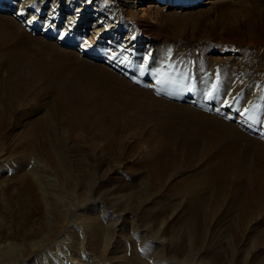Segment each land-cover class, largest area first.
Instances as JSON below:
<instances>
[{
  "label": "rangeland",
  "instance_id": "obj_1",
  "mask_svg": "<svg viewBox=\"0 0 264 264\" xmlns=\"http://www.w3.org/2000/svg\"><path fill=\"white\" fill-rule=\"evenodd\" d=\"M20 1L22 0L17 1V3L20 4ZM134 1L132 0L130 7L127 6L130 12L126 13L121 22L125 28L121 32L122 37L128 33L127 28L130 23H136L137 15L144 14L142 10L138 9V4L135 6ZM154 1L147 0L141 5L148 8V4L151 5ZM96 5L103 7L102 4L97 3ZM209 6L200 4L198 8L193 9L174 10L167 8L161 11L166 16L176 15L177 17L158 16L159 19L150 22L149 39L154 40L150 45L152 52L150 54L144 50V46L147 44L142 43L141 48H133L131 50L133 52L129 53L125 52L123 47L118 48L119 50L114 49V52H121L115 60L124 59L125 54L133 57L130 60L133 68L130 67L129 72H123L103 60L97 61L87 56L79 57L77 53L81 52L78 48H65L59 43L57 44V47L67 49L77 58L79 57L81 60L94 65H100L106 71L113 73L114 76L124 78L121 79L129 84L149 90L157 98L167 100L170 104H166V111L170 113L158 111L159 108L156 109L149 103L140 104L138 107L134 105L119 106V103L111 97L109 89L106 90L100 85L102 76L106 75L102 70H97L95 66L86 67L87 69L85 68L86 70L84 69L80 74L76 72L75 67H72L60 73L58 78L53 75H51L53 78L49 75L42 77V67L34 63H37L38 57L49 58L48 63H52L53 58L59 54L63 55L51 46L57 39L42 36L41 30H34L28 25L26 18L16 16L13 9H0V37L3 35L1 32H7L10 42L14 43V45H7V49L0 53V58H4L3 62H0V85L4 83V79L8 75L7 67L4 68L6 66L5 59L11 56L14 63L20 66V73L29 75L32 78L30 80L39 89H44L52 82L50 78H55L53 80L55 82L51 83L52 86H56L55 89L61 86V90H64V86H68L69 88L66 89L72 93L71 97L75 98L76 105L89 108L97 101L105 102L109 105L108 107L116 110L117 118L121 121L116 147L119 154H123L135 144L139 145L141 151L146 152V157H142L136 150L134 158H123L119 165L112 166L111 171H107L109 169L108 163L103 162L96 165V162L92 160L94 154L100 153V146L89 150L90 156L88 154L87 156L91 162L87 161V165L90 164L91 167L88 165L87 168L89 176L93 175L92 177L96 181L95 186L92 189L79 186L73 193L71 190H67L58 197L62 210L68 214V216L62 215L57 218L62 226L66 227L69 220L74 221L75 218H80L75 221L71 228V236L74 239L68 240L69 245L62 246L58 256L50 255L52 258L54 256L56 261L60 258L58 264H140L137 260L139 258L142 261H154L153 259L156 257H161L171 264H212L213 262L215 264H250L251 262L252 264L256 259V250L258 251L260 248L256 238V230L253 228L246 231L241 230L240 242L235 241L234 243L232 235L234 233L227 229L226 225L232 224L231 222L237 223L240 216L237 212H227L229 209L226 203L217 206V216L214 219H209L210 226L208 227H210V233H213L206 238H203L201 234H196L195 252L192 257L188 256L191 248V228L184 227L181 232L182 223L173 224V222L189 205L186 200L180 199V196L178 199L171 194L174 193L173 189H180V186L189 182L188 179L192 177L195 168H187L181 171L182 164H177L180 173H175V175L163 174L155 179L141 168V165L151 161V159L153 160L160 153L161 147H164L160 145L162 138H168L172 134L171 132L178 131L183 127V124L180 125V123L182 119L184 121L185 119L181 117L183 114L179 112L180 110L174 103L185 104L200 111L207 110L210 115L223 120L229 126L236 128L238 133L248 137L245 139L250 140L252 145L250 148L257 150L260 148L259 146L264 144V0H219L214 7L209 8ZM159 8L153 7L152 12L154 13ZM66 17L67 15L60 14V22H63ZM9 20L13 21L10 23ZM149 21L150 18L146 17L142 25L149 24ZM82 29L84 30L85 27ZM107 40L109 38H106ZM142 40L146 41L143 38ZM106 44L105 42L103 45ZM23 48L26 49V55L21 56V59L20 57L17 58L18 56H12L10 49L15 51ZM173 69H175L174 72ZM157 73L159 74L157 75ZM169 73L172 74L173 83H157L158 80H165L166 74ZM105 81H108L107 78ZM114 81L116 83V80H113V83ZM59 82L62 85H58ZM213 85H218V88L214 99L208 100L207 93ZM107 87H111L109 81ZM190 88L191 90H189ZM72 109H68L67 113H73ZM245 109L248 111L245 112ZM8 114V118L11 120L7 129L9 138H0V263L25 264L26 261L31 262V258H37V255L35 256L37 251L31 249L29 244L39 240L43 235L32 237L30 235L33 233L31 232L32 228L35 226L36 229L45 230L51 225L49 219L54 221V218L48 216L49 203L40 189L39 179L41 177L38 178L30 168L26 167L27 161H23L26 158L24 153L27 152L20 148L14 152L16 138L30 123L41 119L42 130L46 129L47 131L48 129L50 131L49 136L54 140L53 143L56 144L59 138L61 140L59 148L64 149L70 146L74 148L72 152L66 149L72 165L71 170L75 168L74 159H87L85 155L83 156V150L88 149L89 146H87L86 139L83 140V137H87L86 132L79 129L74 132L76 135L82 134L80 139L70 136L71 130H68L69 126L61 119L58 102L51 94L43 92L34 101H32V97L20 100L16 109L8 110ZM242 117L243 119H241ZM46 118L51 121L52 127L47 126ZM187 122L189 120L184 123L187 124ZM173 124L175 125L173 126ZM186 124H184L185 127ZM202 139L203 141H199L200 147L197 155L204 153L216 141L215 137L207 134ZM245 139L243 141L246 143ZM104 141L105 139L99 138L96 143L100 145ZM35 156L34 165L37 166L38 172L45 170L42 176L45 179L49 175L47 172L51 171L52 168L45 163L41 155L36 154ZM133 170L136 172L133 173ZM16 172L25 174L34 183L38 190L36 198H33L20 185L19 178L15 176ZM75 174L79 173L75 172ZM72 179L77 181L74 177ZM149 179L152 181V185H158L157 190L155 189L157 193L154 190V196L148 203L146 202L148 207L146 205L142 208L133 207L131 198L137 193L142 195L141 187L145 182H151ZM168 179H170L169 182ZM177 180L180 181L177 182ZM153 181L155 182L153 183ZM160 181L165 182L164 188H159ZM132 183H135L134 188L130 187ZM181 183L183 184L179 185ZM174 185L177 187L175 188ZM165 189L166 191H164ZM206 192H209V195ZM204 194L208 197L211 195L210 198H213L212 191H205ZM72 195H76L75 199ZM183 196L185 198L188 194ZM75 204L82 205L83 208L75 210ZM213 205L211 201L208 203L211 208L214 207ZM146 208L150 210L149 213L145 212ZM75 212L83 215L77 217ZM261 218L260 214H256L251 226ZM84 219L86 223H84ZM84 224H88L89 228ZM90 228L91 231L97 233L94 242L87 240L86 234L91 232ZM43 233L45 235L46 231ZM233 243L237 259L232 254L231 246ZM180 248H184V250L182 251ZM208 252L210 253L208 254ZM15 253H20L21 256L16 263L12 257ZM42 253L41 250L39 256ZM37 263L46 264V259L36 261L35 264Z\"/></svg>",
  "mask_w": 264,
  "mask_h": 264
},
{
  "label": "bare ground",
  "instance_id": "obj_2",
  "mask_svg": "<svg viewBox=\"0 0 264 264\" xmlns=\"http://www.w3.org/2000/svg\"><path fill=\"white\" fill-rule=\"evenodd\" d=\"M17 1L19 0H0V9H13L16 16H24L27 21L32 20L33 17H35V20L32 23H28V25L33 27L34 30H41L42 36H47L50 38L53 37L57 39L55 43L51 44V46L59 50V52L63 54H59L56 58H53L52 63H48L49 58L47 59L46 57H38V60H36L37 63L34 64L42 67V77L45 75H49V77L53 75L57 76L56 78H58V75L60 73H63L65 70H69L72 67H75L76 72L80 74V72L84 71L86 67L92 68L95 66L97 70H102V72L106 75L102 76L103 79L100 80V85L106 90L109 89L111 97L119 103V106L134 105L135 107H138L140 106V104L149 103L155 106L156 109L159 108L158 111L170 113L166 111V104H170L167 100L157 98L149 90H144L137 85L129 84L127 81L122 80L124 78L118 77L116 75L114 76L113 73L108 70L106 71V69L102 68L100 65L88 63L87 61L81 60L79 57L87 56L93 60H103L107 64L123 72H129V70L133 68L130 62L133 57H129V54H125L124 59L115 60L119 56V54H121V52H114V49L117 50L118 48L121 49L123 47L125 48L124 50H126L125 52L129 53L133 52L131 51L133 48L138 49L142 43L147 44L144 46V50L146 52H149V54L152 53L150 45H152L154 40L149 39L150 22H155L156 19H159L157 18L158 16H166L165 14H162L161 11L166 10L167 8H172L174 10L193 9L198 8L200 4L210 5L209 8H212L218 3L219 0H203V3H200V0H155L154 3H152L153 5L148 4V8L147 6L139 5L138 1L135 0L133 3H135V6L138 4V9L142 10L144 14H141L139 16L137 15L136 23H130V26H128L129 29L126 27L129 31L128 33L123 35L124 37L121 36V32H123L125 29L121 25V22L125 18L126 13L130 12L127 6L130 7V3L132 2V0H97V2H95L96 0H77L73 4L71 2H73L74 0H22L20 1V4H18ZM158 2H162V4H165V7L161 6V8L159 5L161 3ZM97 3L102 4L103 7H98V5H96ZM106 7L110 9L108 10ZM153 7L160 8L153 13ZM66 10L67 12H65ZM60 14L67 15V17L64 18L63 22H60ZM44 16L47 17L44 18ZM146 17L150 18L149 24L146 23L145 25H142L144 24V19H146ZM168 17L177 16L167 15L165 18ZM10 21L13 20H9V22ZM14 24L16 23L14 22ZM84 27L85 29L83 30L82 28ZM1 34L3 35L2 37H0V53L4 52L9 45H14V43L10 42L7 32H1ZM106 38H109V40L106 41ZM142 38L146 41H143ZM105 42L107 44L103 45ZM58 43L65 48H78V50L81 52L77 53V56L79 57L77 58L72 52H69L67 49L64 50L63 48L61 49L57 47ZM117 44H119V47H117ZM25 51L26 49L24 48L15 51H11L10 49L11 54H13L12 56H18L17 58L20 57V59L21 56L23 57L26 55ZM3 60L4 58H0V62H3ZM11 60V56H8L5 59L6 66H4V68L7 67L8 75L4 79V83L0 85L1 139L9 138L7 129L9 128L11 120H9L8 118V110L13 111L14 109H16L19 101L24 100L27 97H32V101H34L39 96H41L43 92L53 95V98L56 99V102H58L61 119L69 126L68 130H71L70 136H74L75 139H80V136L82 134L76 135L74 133L76 132V130L78 131V129L86 132L87 134L86 138L83 137V140L86 139L88 143L87 146H89V148L87 147L88 149L83 150V156L85 155L87 159H74V170H71L72 165L68 156V152L66 151L67 149L69 150V152H72L74 151V148H71V146L68 147L69 149H61V147L59 148L58 146L61 145V140L59 138L56 144L55 142L53 143L54 140L49 136L50 131H48V129L47 131L46 129L42 130L41 119L30 123V125L24 129L20 136L16 138L14 152H17L18 148L23 149V151L27 152L24 153V156L26 158L23 159V161L29 162H26V167L30 168L38 178L41 177L39 179L41 185L40 189L43 191L42 193L45 195L49 203L48 216L54 218V221L51 218L49 219L51 221V225L45 230L36 229L35 226L32 228L31 232L33 233L30 234L32 235V237H38L42 234L43 235L39 240L29 244L31 249L37 251L35 253V256L37 255V258H31L32 261H26L25 264H35L36 261H43V259H46V264H58L57 262L60 258H58L56 261V258L54 259V256L52 258L50 255L55 254L56 256H58L60 249H62V246L66 244L69 245L68 240L73 238L71 236V228L72 226H74L75 221H78L80 219L75 218L74 221L69 220L66 227L62 226L57 218L61 217L62 215L68 216V214H65L62 210L59 200L60 198L58 197L62 192H65L67 190H71L73 193L76 187L79 186H85L89 189H92L95 186L96 181L94 177H92L93 175L89 176L87 168V166L90 165H87V161L91 162L87 156V154H90L89 150H92L93 147L100 146V153L97 155L94 154L92 160L96 162V165H100L103 162L108 163L107 165L109 166V169L107 171H111L110 168L112 166L119 165L123 158H134L136 156V154L134 153L136 150L141 154L142 157H146V152L141 151V148H139V145L137 144L130 146L123 154H119L117 152L116 147L119 140V136L117 133L121 125V121H119L120 119L117 118V111L108 107V104H106L105 102L95 101L94 104H92V106L89 108H83L80 105H76L75 98L71 97L72 93H70L69 90L66 89L69 88L68 86H64V90H61V86L58 89H55L56 86H52L51 83L55 82L53 81L55 78L52 79L53 76H51L52 78H50L52 82L49 80L51 83L48 82L49 84H46L47 86L44 89H39L38 87H36L34 82L30 80L32 78L29 75H23L20 73V66L14 63V59L12 61ZM106 78L111 85L110 88L107 87L108 81H105ZM1 80L3 79L1 78ZM113 80H116V83L115 81L113 83ZM58 85L62 84L60 83ZM174 105L177 106L180 110L179 112L183 114L181 117L184 118L185 121L189 120L190 123L187 122V124L189 123V129L187 127V124L184 123L185 121L182 119V122H184H181L180 125L183 124V127H181L178 131L175 130L171 132L172 134H170L168 138H162L160 145L164 147H161L162 150L160 151V153H158L153 160L151 159V161L149 160L148 162L141 165V168L145 170V173L147 171V173L151 177H154L153 179L159 178L163 174L175 175V173H178L180 171V169L177 167V164H182L181 171H184L187 168H195L194 171L192 170V177H189L190 179H188L189 182H187L183 186H180V189H173L174 193L171 194L174 197H178V199L180 196V199L182 198V200H186L189 205L185 211L179 214V216L176 218L177 220H174L173 222V224L178 222L182 223L180 227L181 232L184 227L191 228V248L189 253L190 255L188 256L192 257L195 252L194 250L196 248V234H201L203 238H206L213 233H210V227H208L210 226L209 219H214L217 216V206L226 203L229 209V211L227 212H237L240 216L237 223L231 222L232 224L226 225L227 229L231 230L232 233H234L232 234L234 243L235 241H239L241 230L246 231L251 228L255 229L258 246L261 249L258 248V251L256 250V259L254 258L255 260L252 264H264V144L262 146H259V149L256 148L257 150H255L254 148H250L252 147V145L250 144V140L245 139L248 137L238 133L236 128L229 126L223 120L210 115L207 110L200 111L196 108H190L185 104L174 103ZM70 108H73V113H67V110H70ZM241 119H243V117ZM45 120L47 126L52 127L51 121H49L48 118H46ZM184 124H186L187 129H185L186 127ZM174 125L175 124H173V126ZM204 133L205 135L207 134L209 136L215 137L216 141L215 144L212 145V147L208 146L209 148L206 149L204 153H200V155L198 153L197 155L196 153L200 147L199 141H203L202 138L205 136ZM99 138H102L103 140L105 139L106 142L104 141V143L100 145L97 144L96 140H98ZM244 139L246 143L243 141ZM36 154L41 155L44 158L45 163L49 164L52 168L51 171L49 170V172H47L49 175L48 177L46 176L45 179L44 177H42L45 173V170L42 172H38L39 170L37 169V166L34 165ZM105 168L107 169V167ZM74 171L78 172L79 174L76 175ZM135 172L136 171L133 170V173ZM18 173L19 172H16L15 176L19 178L20 185H22L26 192L33 196V198H36L38 191L37 187L34 185V183H32L28 176L23 173ZM73 177L77 180L76 182L72 179ZM167 178L169 177L167 176ZM161 179L163 180V178ZM169 180L170 179H168V182ZM179 181L180 180H177V182ZM154 182L155 181H153V183ZM164 183L165 182L163 181L159 182L160 189L161 187L164 188ZM182 184L183 183L179 185ZM130 187L134 188L135 183H132ZM157 187L158 185H152V181L145 182L143 184V187H141L142 195H138L137 193L134 194L135 196L131 198L133 201V207L142 208V206L146 205V202L148 203L152 196H154V190ZM174 187L176 188L177 185H174ZM164 191H166V189ZM205 191H212L213 198H210L211 195L210 197H208L206 194H204ZM187 194L188 196H185L184 198L183 195ZM72 196L73 199H75L74 197L76 195ZM210 201L214 204V207L212 208L208 206V203ZM79 208H83L82 205L75 204V210H78ZM149 211L150 210L146 208L145 212L149 213ZM76 213L77 212H75V216L77 217H81V215H83L81 213H77L76 215ZM256 214H260L262 218L251 226V222L255 218ZM84 223H86L85 219ZM219 224L220 223L218 222V225ZM84 226H87V228H89L88 224H84ZM89 230L91 231L92 229L90 228ZM44 231H46L45 235L43 233ZM95 234L97 233H95L94 231L87 233V240H91L92 242H94L96 238ZM186 236H188V234H186ZM163 239L166 240V238ZM234 243L231 246V250L233 252L232 254L235 255L236 249L234 247ZM180 249H182V251L184 250V248ZM39 250H42L43 252L42 254H40V256ZM61 252L63 253V251ZM209 253L210 252H208V254ZM12 257L15 263L18 262L21 258L20 253H15ZM234 257L236 258V255ZM137 260H139L140 264H171L168 261L161 259V257H156L155 259H153L154 261H142V259L140 258ZM206 261L209 260L206 259ZM0 264L5 263L1 262ZM212 264L215 263L213 262Z\"/></svg>",
  "mask_w": 264,
  "mask_h": 264
},
{
  "label": "snow or ice",
  "instance_id": "obj_3",
  "mask_svg": "<svg viewBox=\"0 0 264 264\" xmlns=\"http://www.w3.org/2000/svg\"><path fill=\"white\" fill-rule=\"evenodd\" d=\"M35 20V17H33V19L32 20H29L28 21V23H32L33 21ZM61 38H63V37H61ZM144 71H147V69H144ZM175 71V69H173V72ZM143 74V73H142ZM159 73H157V75H158ZM166 76H167V78L165 79V80H158L157 81V83L158 84H164V83H173V80H172V78H171V76H172V74H166ZM217 88H218V85H213L212 86V89L207 93V99L208 100H212V99H214V97H215V93H216V91H217ZM189 90H191V88L189 89ZM248 110L247 109H245V112H247Z\"/></svg>",
  "mask_w": 264,
  "mask_h": 264
},
{
  "label": "built area",
  "instance_id": "obj_4",
  "mask_svg": "<svg viewBox=\"0 0 264 264\" xmlns=\"http://www.w3.org/2000/svg\"><path fill=\"white\" fill-rule=\"evenodd\" d=\"M137 1H138V0H137ZM146 1H147V0H140V1H138V4L141 5V4L145 3ZM202 1H203V0H200V3H203ZM158 3H161L160 5H162V6L165 5V4H162V2H158Z\"/></svg>",
  "mask_w": 264,
  "mask_h": 264
}]
</instances>
